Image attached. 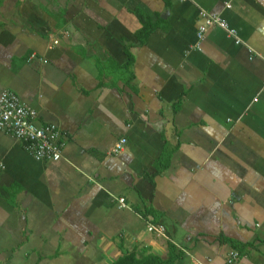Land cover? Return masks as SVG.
I'll use <instances>...</instances> for the list:
<instances>
[{"label": "crops", "instance_id": "obj_1", "mask_svg": "<svg viewBox=\"0 0 264 264\" xmlns=\"http://www.w3.org/2000/svg\"><path fill=\"white\" fill-rule=\"evenodd\" d=\"M3 90L64 144L0 130V264H264V0H0Z\"/></svg>", "mask_w": 264, "mask_h": 264}, {"label": "built area", "instance_id": "obj_2", "mask_svg": "<svg viewBox=\"0 0 264 264\" xmlns=\"http://www.w3.org/2000/svg\"><path fill=\"white\" fill-rule=\"evenodd\" d=\"M229 6V4L227 5ZM199 17L203 19L198 25L196 46L200 48V42L208 27L219 26L227 29L230 35L235 36L236 31L229 29L226 22L217 14L209 13L200 9ZM54 44H57L55 39ZM239 42V39H236ZM35 54L31 53L28 60L34 58ZM45 61V60H44ZM36 111L25 104L17 94L11 90L0 92V130L14 136L25 144L28 153L38 161H58L61 158L63 148V137L61 129L53 123L38 125L35 122ZM127 139L120 137L110 150V154L119 153L125 146ZM119 207H124V199L118 198ZM146 229L150 232L169 239L164 226L146 223ZM241 254L238 250H230L223 258L220 264H235ZM210 261V259H208ZM196 264H202L197 262Z\"/></svg>", "mask_w": 264, "mask_h": 264}, {"label": "trees", "instance_id": "obj_3", "mask_svg": "<svg viewBox=\"0 0 264 264\" xmlns=\"http://www.w3.org/2000/svg\"><path fill=\"white\" fill-rule=\"evenodd\" d=\"M172 259L169 258L168 260H162L155 256H149L145 259L136 258L133 253H128L121 257H118L113 264H172Z\"/></svg>", "mask_w": 264, "mask_h": 264}]
</instances>
